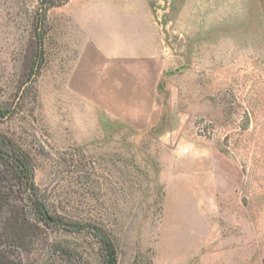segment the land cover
Segmentation results:
<instances>
[{
    "label": "rangeland",
    "instance_id": "374dc122",
    "mask_svg": "<svg viewBox=\"0 0 264 264\" xmlns=\"http://www.w3.org/2000/svg\"><path fill=\"white\" fill-rule=\"evenodd\" d=\"M45 5L0 0V130L50 211L104 226L118 264H264V0ZM52 236L72 255L22 264H101Z\"/></svg>",
    "mask_w": 264,
    "mask_h": 264
},
{
    "label": "trees",
    "instance_id": "16d2710c",
    "mask_svg": "<svg viewBox=\"0 0 264 264\" xmlns=\"http://www.w3.org/2000/svg\"><path fill=\"white\" fill-rule=\"evenodd\" d=\"M41 2L46 3V8L54 5V0ZM41 56L42 49L36 59ZM11 113V106L0 105V122ZM34 174L30 155L0 130V264H22V253H30L34 246L49 242L52 254L71 256L69 247L52 236L60 231L84 232L96 247L101 264H118L116 248L105 227L52 213L39 192Z\"/></svg>",
    "mask_w": 264,
    "mask_h": 264
},
{
    "label": "crops",
    "instance_id": "0c3cea01",
    "mask_svg": "<svg viewBox=\"0 0 264 264\" xmlns=\"http://www.w3.org/2000/svg\"><path fill=\"white\" fill-rule=\"evenodd\" d=\"M121 41H122V38L121 39L119 38L118 41H117V46H116L117 50H122L123 49L124 44ZM119 53H120V51H119ZM124 55H125L124 52H123V54L120 53V54H116L115 55V57L117 56L116 58H118V59L116 60V62H114V65L116 66V68L113 69V72L114 73H118L119 74V77L121 76V77H123V79L128 80L129 76H127V75L125 76L123 74L125 72L129 74V73H131V71L125 70L126 68L124 66V62L122 61V57ZM118 56H120V58Z\"/></svg>",
    "mask_w": 264,
    "mask_h": 264
}]
</instances>
